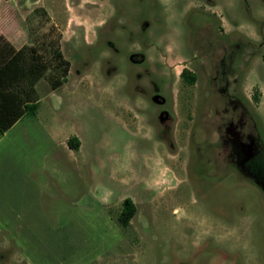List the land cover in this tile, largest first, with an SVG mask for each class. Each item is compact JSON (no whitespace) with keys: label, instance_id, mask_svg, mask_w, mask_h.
Listing matches in <instances>:
<instances>
[{"label":"rangeland","instance_id":"rangeland-1","mask_svg":"<svg viewBox=\"0 0 264 264\" xmlns=\"http://www.w3.org/2000/svg\"><path fill=\"white\" fill-rule=\"evenodd\" d=\"M0 4L70 63L0 132V264H264V0Z\"/></svg>","mask_w":264,"mask_h":264},{"label":"trees","instance_id":"trees-1","mask_svg":"<svg viewBox=\"0 0 264 264\" xmlns=\"http://www.w3.org/2000/svg\"><path fill=\"white\" fill-rule=\"evenodd\" d=\"M59 38L50 42V55L36 48L35 43L25 45L20 49L8 53L9 42L0 35V132L10 129L26 114H34L39 104L36 83L46 76L50 67L61 69V76L48 80L52 89H57L67 81L69 60L59 47ZM182 78L193 84L195 75L188 69L181 71ZM70 149L78 151L80 141L71 136L67 140ZM136 213V205L129 197L122 201V208L118 220L122 226H127Z\"/></svg>","mask_w":264,"mask_h":264},{"label":"crops","instance_id":"crops-1","mask_svg":"<svg viewBox=\"0 0 264 264\" xmlns=\"http://www.w3.org/2000/svg\"><path fill=\"white\" fill-rule=\"evenodd\" d=\"M19 8L20 7L17 6L15 8V11L18 12ZM3 10L4 8L2 7V4H0V35H2L10 44V49L8 53H12L25 45H32L34 42L32 37L30 38L28 34L27 24L26 22H24V18L23 19L16 18L17 19L16 21L18 23L16 25L14 38L13 39L11 38L9 33L10 26H8L5 22L6 16ZM7 12L9 11L7 10ZM28 12L29 10H26V14H28ZM65 140L67 141V139Z\"/></svg>","mask_w":264,"mask_h":264},{"label":"water","instance_id":"water-1","mask_svg":"<svg viewBox=\"0 0 264 264\" xmlns=\"http://www.w3.org/2000/svg\"><path fill=\"white\" fill-rule=\"evenodd\" d=\"M155 101H157V99H155Z\"/></svg>","mask_w":264,"mask_h":264}]
</instances>
